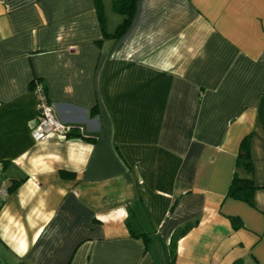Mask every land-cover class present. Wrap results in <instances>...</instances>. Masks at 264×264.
Instances as JSON below:
<instances>
[{
    "label": "crops",
    "instance_id": "0c3cea01",
    "mask_svg": "<svg viewBox=\"0 0 264 264\" xmlns=\"http://www.w3.org/2000/svg\"><path fill=\"white\" fill-rule=\"evenodd\" d=\"M100 1L0 0V264H264V0Z\"/></svg>",
    "mask_w": 264,
    "mask_h": 264
},
{
    "label": "trees",
    "instance_id": "16d2710c",
    "mask_svg": "<svg viewBox=\"0 0 264 264\" xmlns=\"http://www.w3.org/2000/svg\"><path fill=\"white\" fill-rule=\"evenodd\" d=\"M136 2L137 0H113L112 2L113 10L121 14L123 16V19L117 25L114 32L107 35H111L113 37L119 38L121 35H123L126 32V30L129 28L134 18ZM94 4L97 13L99 15L101 26L104 27L102 2L100 0H94ZM32 84L33 81L31 82V88H32ZM236 165L244 167L245 169H247L248 172H251L252 170V163L250 157V135L244 136L239 143V149L236 156ZM16 184H17L16 182L12 183L9 190H11ZM255 189L256 186L253 184L252 177L249 176L241 177L237 175V173H235L232 178L231 185L228 189V195L237 199H242L250 202L251 195ZM188 227L189 225L175 231L173 235L174 238L176 239L179 236H181L188 229Z\"/></svg>",
    "mask_w": 264,
    "mask_h": 264
},
{
    "label": "built area",
    "instance_id": "2783aa9c",
    "mask_svg": "<svg viewBox=\"0 0 264 264\" xmlns=\"http://www.w3.org/2000/svg\"><path fill=\"white\" fill-rule=\"evenodd\" d=\"M32 90L37 95V121L31 131L33 140L39 142L47 138L51 132H56L61 138H67L81 129L58 121L49 106L47 95L41 82L33 80ZM7 190L0 188V197L6 196Z\"/></svg>",
    "mask_w": 264,
    "mask_h": 264
},
{
    "label": "rangeland",
    "instance_id": "374dc122",
    "mask_svg": "<svg viewBox=\"0 0 264 264\" xmlns=\"http://www.w3.org/2000/svg\"><path fill=\"white\" fill-rule=\"evenodd\" d=\"M111 12H112L111 14H113V15H115V16H119L118 14L114 13L113 11H111ZM105 14H107V11H106Z\"/></svg>",
    "mask_w": 264,
    "mask_h": 264
}]
</instances>
